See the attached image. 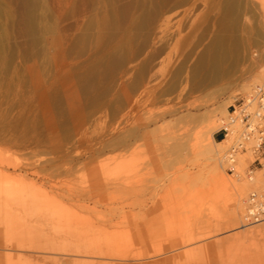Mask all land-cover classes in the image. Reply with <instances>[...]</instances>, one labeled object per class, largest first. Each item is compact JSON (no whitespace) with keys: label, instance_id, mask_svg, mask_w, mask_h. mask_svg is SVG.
<instances>
[{"label":"rangeland","instance_id":"rangeland-1","mask_svg":"<svg viewBox=\"0 0 264 264\" xmlns=\"http://www.w3.org/2000/svg\"><path fill=\"white\" fill-rule=\"evenodd\" d=\"M262 82L264 0H0V264H264L202 156Z\"/></svg>","mask_w":264,"mask_h":264},{"label":"built area","instance_id":"built-area-1","mask_svg":"<svg viewBox=\"0 0 264 264\" xmlns=\"http://www.w3.org/2000/svg\"><path fill=\"white\" fill-rule=\"evenodd\" d=\"M218 131L227 147L223 152L227 171L239 176L238 158L251 152L254 160L248 166L247 177L254 181L256 172L264 169V82L233 99ZM244 203L243 219L247 224L264 221V186L253 189Z\"/></svg>","mask_w":264,"mask_h":264},{"label":"bare ground","instance_id":"bare-ground-1","mask_svg":"<svg viewBox=\"0 0 264 264\" xmlns=\"http://www.w3.org/2000/svg\"><path fill=\"white\" fill-rule=\"evenodd\" d=\"M248 88V87H247ZM246 90V89H245ZM225 111L227 112V110L225 109ZM224 111V112H225ZM225 112V113H226ZM228 113V112H227ZM221 121V120H220ZM219 123H221V122H219ZM216 125V124H215ZM214 126V125H213ZM221 126V125H220ZM219 126V127H220ZM212 129V128H211ZM210 129V130H211ZM215 130L216 129H218V127L217 128H214ZM213 129V130H214ZM213 130L211 131V136H210V143H211V145H209V148L208 149H205L206 151H204L203 153H202V156H204V158H205V160H207V161H210V162H215L217 165V167H222L223 168V164H224V160H225V163H226V159H225V157H222V155L220 154V151L218 150V146H222V144H225L223 141L222 142H217L215 139H214V137H213V134H212V132H213ZM223 158H224V160H223ZM260 174H261V172H259ZM263 175V174H262ZM228 185V182L226 181V180H223L222 182H221V186H222V188H223V190H226V186ZM237 189V188H236ZM248 197V196H247ZM246 198V197H245ZM82 199V198H81ZM264 222V221H263ZM75 248V247H74ZM77 248H80V247H78L77 246ZM81 249V248H80ZM77 250V249H76ZM84 250V249H83ZM90 250V249H89ZM82 251V250H81ZM92 251V250H91ZM99 251V250H98ZM102 251V250H101ZM100 251V252H101ZM83 252V251H82ZM81 252V253H82ZM86 252V251H85ZM99 252V253H100ZM98 253V252H97ZM105 253V252H104ZM149 253V252H148ZM84 254H86V253H84ZM87 254H93V251L90 253V252H88ZM102 254V253H101ZM150 254H152L151 252L148 254V255H150ZM105 255H106V253H105ZM121 255H123V254H121ZM124 256V255H123ZM142 256V255H141Z\"/></svg>","mask_w":264,"mask_h":264},{"label":"trees","instance_id":"trees-1","mask_svg":"<svg viewBox=\"0 0 264 264\" xmlns=\"http://www.w3.org/2000/svg\"><path fill=\"white\" fill-rule=\"evenodd\" d=\"M218 139H219V140H222V137H220V136H219V138H218Z\"/></svg>","mask_w":264,"mask_h":264}]
</instances>
